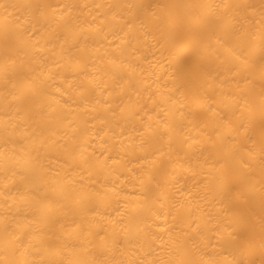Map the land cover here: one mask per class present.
<instances>
[{
  "label": "bare ground",
  "instance_id": "1",
  "mask_svg": "<svg viewBox=\"0 0 264 264\" xmlns=\"http://www.w3.org/2000/svg\"><path fill=\"white\" fill-rule=\"evenodd\" d=\"M0 264H264V0H0Z\"/></svg>",
  "mask_w": 264,
  "mask_h": 264
}]
</instances>
